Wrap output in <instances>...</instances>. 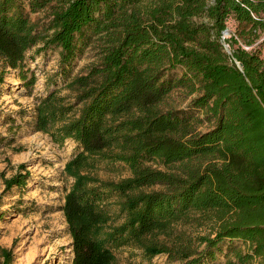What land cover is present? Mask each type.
Returning <instances> with one entry per match:
<instances>
[{
	"label": "trees",
	"instance_id": "obj_1",
	"mask_svg": "<svg viewBox=\"0 0 264 264\" xmlns=\"http://www.w3.org/2000/svg\"><path fill=\"white\" fill-rule=\"evenodd\" d=\"M26 7H49L46 31ZM229 18L238 31L225 39ZM263 36L264 0H0V86L7 69L26 80V53L39 44L37 52L59 50V74L69 79L82 47L100 43L98 62L64 85L73 102L54 90L35 106L37 131L79 147L63 169L73 180L62 207L71 264H116L123 248L148 263L165 255L205 264L222 243L226 264H264V45H255ZM176 68L181 76L168 77ZM175 88L196 94L191 107L211 129L163 110ZM101 163L130 174L100 179ZM25 179H5V190ZM1 256L13 264L9 250Z\"/></svg>",
	"mask_w": 264,
	"mask_h": 264
},
{
	"label": "rangeland",
	"instance_id": "obj_2",
	"mask_svg": "<svg viewBox=\"0 0 264 264\" xmlns=\"http://www.w3.org/2000/svg\"><path fill=\"white\" fill-rule=\"evenodd\" d=\"M26 12L29 20L37 25L38 32L47 30L49 7L34 13L26 7ZM226 25L224 37L230 39L237 33L238 26L232 18L227 20ZM238 41L248 47L240 39ZM37 47L26 53V80L19 78L18 71L7 69L4 83L0 86V263L3 261L1 249H6L11 253L13 264H71L72 239L62 207L73 180L65 175L63 169L66 162L79 151V147L72 140L59 145L47 134L37 131L35 106L40 98L54 90H60V95L67 96L73 102V94L64 85L69 79L85 74L92 64L98 62L100 43L96 37H92L82 47L68 72L69 79H63L59 74V50L50 47L37 52ZM224 47L225 51H230L227 44ZM259 50L264 57V47ZM32 75L35 81L30 86L27 82ZM180 76V68L168 72V77L173 79ZM195 96V93L189 94L185 88H175L162 108L186 112L187 116L197 120V131L206 132L213 127V121L207 120L203 111L191 107ZM17 174L26 176L25 186H14L6 191L4 180ZM129 174L127 167L122 164L101 163L97 172L100 179L114 181ZM115 200V197L111 198L112 203ZM109 211L115 215L117 209L112 206ZM187 230L201 235L208 232L205 227H187ZM226 253L227 243H222L216 258L205 264H226ZM116 264L178 263H170L165 255H158L148 263L143 260L138 249L123 248L117 251Z\"/></svg>",
	"mask_w": 264,
	"mask_h": 264
},
{
	"label": "built area",
	"instance_id": "obj_3",
	"mask_svg": "<svg viewBox=\"0 0 264 264\" xmlns=\"http://www.w3.org/2000/svg\"><path fill=\"white\" fill-rule=\"evenodd\" d=\"M263 44L264 45V36L255 44ZM249 47H245V49H248Z\"/></svg>",
	"mask_w": 264,
	"mask_h": 264
},
{
	"label": "water",
	"instance_id": "obj_4",
	"mask_svg": "<svg viewBox=\"0 0 264 264\" xmlns=\"http://www.w3.org/2000/svg\"><path fill=\"white\" fill-rule=\"evenodd\" d=\"M227 33V31H224L223 32V36H224V34H226ZM224 38V37H223ZM227 51V53H230L228 50H226ZM238 66L240 67V65L238 64Z\"/></svg>",
	"mask_w": 264,
	"mask_h": 264
}]
</instances>
